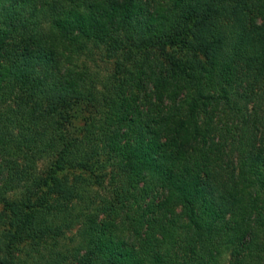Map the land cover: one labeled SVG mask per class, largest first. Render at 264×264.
<instances>
[{"label": "trees", "instance_id": "16d2710c", "mask_svg": "<svg viewBox=\"0 0 264 264\" xmlns=\"http://www.w3.org/2000/svg\"><path fill=\"white\" fill-rule=\"evenodd\" d=\"M0 264H264V0H0Z\"/></svg>", "mask_w": 264, "mask_h": 264}]
</instances>
